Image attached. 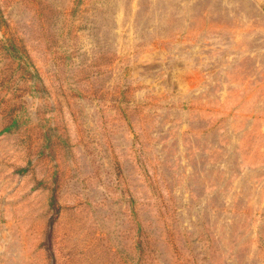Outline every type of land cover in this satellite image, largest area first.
<instances>
[{
	"label": "rangeland",
	"instance_id": "rangeland-1",
	"mask_svg": "<svg viewBox=\"0 0 264 264\" xmlns=\"http://www.w3.org/2000/svg\"><path fill=\"white\" fill-rule=\"evenodd\" d=\"M0 264H264L254 0H0Z\"/></svg>",
	"mask_w": 264,
	"mask_h": 264
},
{
	"label": "crops",
	"instance_id": "crops-1",
	"mask_svg": "<svg viewBox=\"0 0 264 264\" xmlns=\"http://www.w3.org/2000/svg\"><path fill=\"white\" fill-rule=\"evenodd\" d=\"M259 8L264 12V0H254Z\"/></svg>",
	"mask_w": 264,
	"mask_h": 264
}]
</instances>
